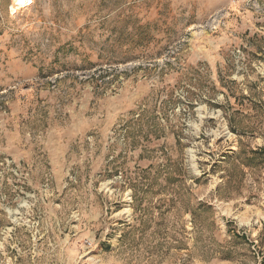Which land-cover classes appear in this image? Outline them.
Returning <instances> with one entry per match:
<instances>
[{"label": "rangeland", "instance_id": "374dc122", "mask_svg": "<svg viewBox=\"0 0 264 264\" xmlns=\"http://www.w3.org/2000/svg\"><path fill=\"white\" fill-rule=\"evenodd\" d=\"M0 0V264H264V0Z\"/></svg>", "mask_w": 264, "mask_h": 264}, {"label": "bare ground", "instance_id": "6f19581e", "mask_svg": "<svg viewBox=\"0 0 264 264\" xmlns=\"http://www.w3.org/2000/svg\"><path fill=\"white\" fill-rule=\"evenodd\" d=\"M33 3V0H14V5L11 7V12L16 14L20 9L27 8Z\"/></svg>", "mask_w": 264, "mask_h": 264}]
</instances>
